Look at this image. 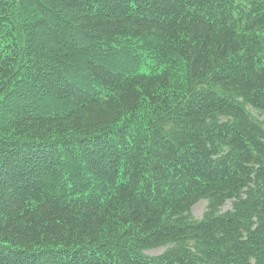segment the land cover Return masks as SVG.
I'll list each match as a JSON object with an SVG mask.
<instances>
[{"label":"trees","instance_id":"16d2710c","mask_svg":"<svg viewBox=\"0 0 264 264\" xmlns=\"http://www.w3.org/2000/svg\"><path fill=\"white\" fill-rule=\"evenodd\" d=\"M263 115L264 0H0V264H264Z\"/></svg>","mask_w":264,"mask_h":264},{"label":"rangeland","instance_id":"374dc122","mask_svg":"<svg viewBox=\"0 0 264 264\" xmlns=\"http://www.w3.org/2000/svg\"><path fill=\"white\" fill-rule=\"evenodd\" d=\"M263 118H264V115H263ZM204 208H205V201H200V202L196 203L192 209L193 215L195 217H200L204 211ZM162 250H163V248L152 249V250L147 251L146 253H148L150 255H156V254L160 253Z\"/></svg>","mask_w":264,"mask_h":264}]
</instances>
